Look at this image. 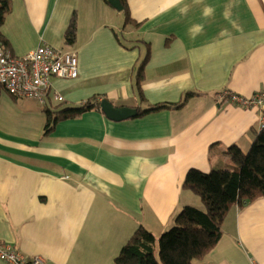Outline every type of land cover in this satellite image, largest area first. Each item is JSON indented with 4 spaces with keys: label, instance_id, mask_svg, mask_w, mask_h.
Returning a JSON list of instances; mask_svg holds the SVG:
<instances>
[{
    "label": "crops",
    "instance_id": "1",
    "mask_svg": "<svg viewBox=\"0 0 264 264\" xmlns=\"http://www.w3.org/2000/svg\"><path fill=\"white\" fill-rule=\"evenodd\" d=\"M8 1L0 45L14 57L74 51L78 76L50 78L43 103L0 87V247L43 264H115L139 227L158 238L183 207L204 210L183 189L188 170L234 168L228 149L247 152L259 131L256 109L222 96L264 92V0H127L129 23L105 0ZM188 92L181 109L140 114ZM103 100L137 114L110 120ZM85 103L44 133L47 112ZM196 263L264 264V197L233 205Z\"/></svg>",
    "mask_w": 264,
    "mask_h": 264
},
{
    "label": "trees",
    "instance_id": "2",
    "mask_svg": "<svg viewBox=\"0 0 264 264\" xmlns=\"http://www.w3.org/2000/svg\"><path fill=\"white\" fill-rule=\"evenodd\" d=\"M119 1L126 23L131 22L127 0ZM9 9V1L0 0V27ZM75 34L76 22L72 18L64 36L66 45L74 43ZM0 43L7 45L1 33ZM145 62L146 60H143L138 66V81L143 78ZM137 88L140 89L139 86ZM192 95L194 94L188 92L178 103L153 105L140 114L161 109H181ZM92 108L94 105L85 103L75 111L62 109L53 119L47 112L44 133L47 134L59 119H66ZM227 152L234 168L212 170L209 173L190 169L186 173L183 189L197 195L204 205V210L191 206L183 207L176 215L174 225L158 238L145 228L139 227L122 246L114 260L115 264H197V261L208 254L222 236V223L229 209L233 205L243 208L264 197V128L256 131L247 152H242L237 146H231ZM156 243L159 259L155 256Z\"/></svg>",
    "mask_w": 264,
    "mask_h": 264
},
{
    "label": "built area",
    "instance_id": "3",
    "mask_svg": "<svg viewBox=\"0 0 264 264\" xmlns=\"http://www.w3.org/2000/svg\"><path fill=\"white\" fill-rule=\"evenodd\" d=\"M78 76V61L74 51H65L45 44L22 57H14L0 45V87L10 96L19 99H34L44 102L49 80L52 77L75 79ZM230 103L260 113L259 131L264 128V92L250 97L225 93ZM57 101L62 97L55 96ZM0 260L7 264H43L40 256L27 258L9 245L0 247Z\"/></svg>",
    "mask_w": 264,
    "mask_h": 264
},
{
    "label": "water",
    "instance_id": "4",
    "mask_svg": "<svg viewBox=\"0 0 264 264\" xmlns=\"http://www.w3.org/2000/svg\"><path fill=\"white\" fill-rule=\"evenodd\" d=\"M108 4L117 11H122L123 7L119 0H106ZM100 109L105 114V116L113 121L128 119L136 116L137 111L130 108H116L113 107L108 101L103 100L100 103Z\"/></svg>",
    "mask_w": 264,
    "mask_h": 264
},
{
    "label": "rangeland",
    "instance_id": "5",
    "mask_svg": "<svg viewBox=\"0 0 264 264\" xmlns=\"http://www.w3.org/2000/svg\"><path fill=\"white\" fill-rule=\"evenodd\" d=\"M196 196H197V195H196ZM171 227H172V226H171ZM171 227H170V228H171ZM170 228H169V229H170ZM169 229H167L166 231H168ZM158 250H159V249H158V244L156 243V247H155V256H156L157 259H159V253H158L159 251H158Z\"/></svg>",
    "mask_w": 264,
    "mask_h": 264
},
{
    "label": "clouds",
    "instance_id": "6",
    "mask_svg": "<svg viewBox=\"0 0 264 264\" xmlns=\"http://www.w3.org/2000/svg\"><path fill=\"white\" fill-rule=\"evenodd\" d=\"M177 2H178V0H177ZM208 11L210 12V11H211V9H209Z\"/></svg>",
    "mask_w": 264,
    "mask_h": 264
}]
</instances>
